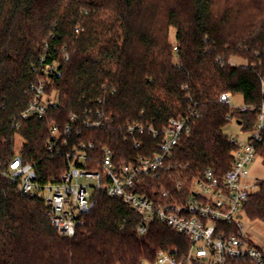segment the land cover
Wrapping results in <instances>:
<instances>
[{"label": "trees", "instance_id": "1", "mask_svg": "<svg viewBox=\"0 0 264 264\" xmlns=\"http://www.w3.org/2000/svg\"><path fill=\"white\" fill-rule=\"evenodd\" d=\"M48 67L55 70L47 74ZM41 79L57 103L43 118L24 119ZM223 93L257 109L264 104V0H0V264H145L162 250L187 249L183 235L157 220L140 234L139 214L104 190L75 234L62 236L45 202L22 193L6 170L20 155L43 181L58 177L75 144H94L97 158L109 147L117 162L152 156L157 139L138 135L136 147L128 126L162 130L181 116L191 132L167 169L146 176L145 191L189 185L209 168L223 174L239 147L224 133L228 118L250 132L257 122V111L234 109L220 101ZM97 111L109 120L104 127H80L49 153L53 124ZM255 147L264 160V133ZM244 213L264 223V183Z\"/></svg>", "mask_w": 264, "mask_h": 264}, {"label": "built area", "instance_id": "2", "mask_svg": "<svg viewBox=\"0 0 264 264\" xmlns=\"http://www.w3.org/2000/svg\"><path fill=\"white\" fill-rule=\"evenodd\" d=\"M54 70L55 67H48L46 73ZM31 92L33 99L22 117L43 118L47 109L57 103V96L46 93L43 79L32 85ZM220 101L229 103L230 94L223 93ZM234 109L257 111L253 136L247 143L238 141L229 170L218 174L209 168L189 185L178 181L170 188L145 191L146 176L156 178L167 169L175 147L191 132L190 124L181 116L170 119L162 130L137 123L128 126L127 137L134 140L136 147L141 143L138 135L148 133L157 139V152L152 156L117 162L109 147L102 148L101 157L97 158L90 154L94 144H75L67 154L68 169L58 177L43 181L35 167L25 163L20 155L9 162L6 175L22 193L38 196L45 202L47 216L62 236L75 234L92 209L96 193L104 190L110 198L122 199L139 214L140 234H146L151 222L157 220L189 241L187 249L162 250L153 263L145 264H264V249L253 242L241 223L250 196L264 183L248 181L249 166L260 156L255 143L263 140L264 104L258 109L247 104ZM228 119L237 121L234 117ZM108 121L101 111L86 120L71 114L66 124L52 125L47 149L55 153L74 133H80V127L99 130ZM89 163L99 165L100 170L88 169Z\"/></svg>", "mask_w": 264, "mask_h": 264}, {"label": "rangeland", "instance_id": "3", "mask_svg": "<svg viewBox=\"0 0 264 264\" xmlns=\"http://www.w3.org/2000/svg\"><path fill=\"white\" fill-rule=\"evenodd\" d=\"M176 29H170V42L175 45L176 43ZM234 63L244 64L245 61L241 59H234ZM230 105L233 108L244 106V100L241 95L230 94ZM224 133L239 142L247 143L253 136V132L244 131L241 125L237 124V121L232 120L225 128ZM21 140L18 138L17 148L21 147ZM251 184L260 183L264 181V160L261 156H257L255 161L249 166ZM257 189V188H256ZM242 226L249 234L253 242L260 248L264 249V223L258 220H251L246 213H243L241 219Z\"/></svg>", "mask_w": 264, "mask_h": 264}, {"label": "water", "instance_id": "4", "mask_svg": "<svg viewBox=\"0 0 264 264\" xmlns=\"http://www.w3.org/2000/svg\"><path fill=\"white\" fill-rule=\"evenodd\" d=\"M238 124L240 125V124H241V122L239 121V122H238Z\"/></svg>", "mask_w": 264, "mask_h": 264}]
</instances>
